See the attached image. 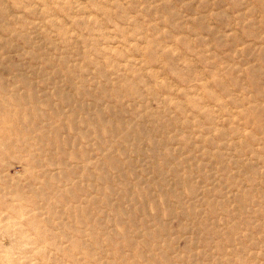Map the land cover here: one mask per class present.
Here are the masks:
<instances>
[{"label":"rangeland","instance_id":"1","mask_svg":"<svg viewBox=\"0 0 264 264\" xmlns=\"http://www.w3.org/2000/svg\"><path fill=\"white\" fill-rule=\"evenodd\" d=\"M0 264H264V0H0Z\"/></svg>","mask_w":264,"mask_h":264}]
</instances>
